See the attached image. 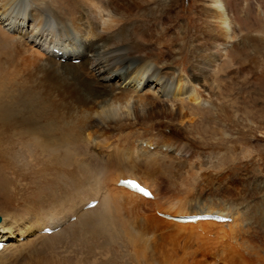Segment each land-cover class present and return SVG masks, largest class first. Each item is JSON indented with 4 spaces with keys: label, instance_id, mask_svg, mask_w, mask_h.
I'll use <instances>...</instances> for the list:
<instances>
[{
    "label": "bare ground",
    "instance_id": "6f19581e",
    "mask_svg": "<svg viewBox=\"0 0 264 264\" xmlns=\"http://www.w3.org/2000/svg\"><path fill=\"white\" fill-rule=\"evenodd\" d=\"M176 1L96 0L95 3L91 0V2L85 1V6L80 7L77 14L72 13L68 16L65 14L66 9L58 6L57 0H0V5L3 4L0 6V43L3 46L15 43L13 46L15 48L7 52L5 57L7 61L18 60L21 56H23L22 59L28 57L29 63L24 62V72L28 74V82L35 86V92H30L29 87L24 86L13 88V90L8 88L0 90V152L3 154L2 142L14 136L12 139L16 141L27 140L28 145H31L30 152L33 149L39 151L41 148L47 152L50 150L52 170L65 171L62 168H69L72 173L73 166H78L80 170L84 161L79 159L78 149L74 143H70L69 138L71 137L67 136L71 129L66 128L58 133L55 127L40 125L41 122H38V119L35 120L51 109H54L57 115L67 117L70 127L75 130L73 138L75 136L82 138L88 152L93 149L94 141L101 135L109 138L110 132L106 133V130L120 127L115 123L116 120L144 122V120L155 119L154 123L158 126H161L158 119L169 121L180 119L182 123L185 121L194 123V118L189 111H196L193 109L197 106L195 104L209 103L204 100L205 98L203 99L199 90L204 88L203 85L208 84L213 89L221 87L218 82L221 81L219 75L222 72L223 59L233 48L227 43L235 40L232 33L236 31L238 25L230 0H198L195 27L181 22L178 24L179 13L174 12ZM246 5L252 11L257 3ZM138 10L144 13L141 15L144 19L140 18L132 23L130 18L133 16L129 18L128 14ZM46 11L52 14L54 21L48 20L50 16L47 17ZM159 13L161 14L159 20L162 24L165 20L163 21L161 17L166 16L167 18L166 32L171 27L175 28L168 37L174 49L168 48L169 56L165 62L161 63L162 66H159L155 59L158 57L159 47L167 46L164 40L167 35L160 33L156 28L158 22L152 20ZM29 23L36 26V28L34 26L35 30L39 29L37 32L31 31L29 39L34 40L31 46L27 38L29 33L27 29L24 35L21 34L23 36L21 39L7 34L11 30L22 32ZM55 23L60 24L63 30H66L69 40L62 43L63 40L58 39L54 34L56 32L53 26ZM191 28L194 29L193 32L190 31ZM49 29L55 37L48 34L43 38V34L48 33ZM55 51L62 52V54ZM184 53L189 56L191 66L189 74L182 70L175 71L173 66L175 56H181ZM76 58H80L79 63L73 62ZM144 88L152 90L154 95L140 94ZM27 93H31L33 97L30 99ZM179 102H181L180 106ZM190 116L191 118H188ZM10 126L13 129H10ZM45 141H49L48 145L53 144V147L50 149L51 146H46ZM136 141L138 143L136 142L134 146L137 150L140 149V159L133 162L134 166L158 167L163 172L178 169L179 174L189 171L183 167L184 165L177 166L176 169L175 166L169 167L161 163L160 159L171 157L169 154V150L173 149L171 141L161 143L159 141L155 143V147L152 142ZM140 143L142 146L137 145ZM20 146L22 147V142ZM41 153L47 154L43 150ZM3 170L5 171V168L0 167V215L2 216L0 241L5 242V246L0 251V264H114L113 258L116 257L110 254L112 244L117 245L120 251L126 252V264H149V261L154 259L147 258L149 248H153L152 250L155 248V251H158V245H161L160 241H163V237H169L173 245L179 247L192 264H215L216 255L211 257L208 253V259H212L214 263L201 260L200 256L207 250L202 239L209 244L211 251L218 250L213 247V240L223 238V243L230 245L235 240L236 234V243L239 241L241 244L247 239L244 237L247 234L244 228L247 229L248 224L244 220L248 210V212L240 210L238 214L233 213L237 215L234 218L229 216L232 218L231 223L207 220L198 221L196 224H183L181 221L175 220L177 222L174 223V221L165 219L161 222L160 217L156 216L153 211L168 214L174 212L172 215L175 216L194 211L186 212L184 207L182 208L184 211L173 209L170 211L156 201L158 198L156 193L151 199L118 186L117 183L121 178H127L123 177L124 175L115 177V183L112 182L108 186L107 190L110 195L106 193L107 191H102L105 189L103 184H92L93 187H90L94 188L96 193L93 196L88 194L83 200L78 201L77 198L81 193L74 195L73 192V197H71V192L69 195L67 188L65 190L67 194L64 192L66 194L64 197L55 195L48 197L45 194L48 198L44 199L43 209L38 212L34 210V205L27 204L23 211H17V213L15 206L22 199L14 195L16 192L14 184L5 182H10V178L4 175ZM74 171L77 172V168ZM187 173L190 177L194 176L191 170ZM261 183H264V180ZM3 186L5 190L2 192L1 187ZM153 188L155 190L154 186ZM255 190L256 193L260 190L261 194H259L264 196V187L255 185ZM43 194L40 195V200L43 199H41ZM50 200L52 205L49 206ZM92 200H97V205L87 208ZM122 210L128 213V221L119 216ZM148 210L154 215H149ZM222 210L219 212L213 209L205 211H216L220 215L226 214L222 216L231 215ZM254 211V216L262 215L257 207ZM30 212L34 213L29 214ZM111 221L124 231L118 236L119 242L109 241L103 246L99 240L107 235V226ZM158 224L165 226L167 230H161L157 227ZM189 225L188 230L184 229ZM208 225L213 229L210 230ZM225 226H232V232H230L232 236L227 239V242H225L227 238L225 230V235L218 234L213 237L214 229L218 228L223 232L221 228ZM46 227L57 229L51 234H45L42 231ZM138 228H141L142 232H139ZM236 230L239 231L236 232ZM68 233L69 237H67ZM37 241L40 246L36 248ZM232 245L235 251L239 252L237 250L239 245L237 247ZM193 246L198 248L192 251L191 257L186 249L192 250ZM29 248L35 249L29 252L28 259L19 260V255ZM218 251L221 256H226V260H232L227 264H236L233 260L238 259L240 262L242 259L236 255L237 253L229 254L225 247ZM83 252H87L86 255ZM213 253L216 254V252ZM24 257L26 258V255ZM171 259L167 262L168 264H173ZM244 259L243 261L246 260ZM259 259H263L259 263L264 264V256H259Z\"/></svg>",
    "mask_w": 264,
    "mask_h": 264
},
{
    "label": "rangeland",
    "instance_id": "374dc122",
    "mask_svg": "<svg viewBox=\"0 0 264 264\" xmlns=\"http://www.w3.org/2000/svg\"><path fill=\"white\" fill-rule=\"evenodd\" d=\"M57 1L59 7L66 9L65 14L68 16L72 13L77 14L80 11V7L85 6V1L91 2V0ZM95 1L96 0H94V2ZM197 2L198 0L176 1L174 12L179 13V19L177 20L178 24L181 22L195 27L194 20L196 19L195 15L198 12L197 7L199 4ZM253 2L257 3V6L251 11L246 7V4H252ZM230 5L231 8H233V15H235L238 25L236 31L232 33V36L235 38L233 42H235L227 43L233 46V48L232 51H228L229 54L223 59L222 72L219 75L223 79L220 78L221 81L218 82L221 87L213 89L212 86L208 84L203 85V89L200 88L201 90H199V92L203 95V99L205 98L204 100L209 103L195 104L197 106L200 105V107L194 106L193 109L196 111L193 109V112L189 111L192 118H194V123H189L187 121L182 123L180 119L176 121L158 119L161 122V126H158V124L155 125L154 123L155 119L144 120V122H135L127 119H123L122 121L116 120L115 123L120 127L116 129L113 127L114 130H106V133L107 131L110 132L108 135L109 138H104V136L101 135L102 137L100 136V138L97 139L98 141H94L93 149L88 152L86 143L82 141V138H78L77 136L73 138L75 130L70 127V122L67 120V117L60 114L57 115L54 109H51V111L47 110L43 116L35 118V120L38 119V122H41L39 123L40 125L44 124L48 125V127H55L58 133H61V131L63 132L66 128H70L71 130L67 136L71 137V139L69 138L70 143H74V146L78 149L77 152L80 154L79 159L82 160V162L84 161L80 170L78 166H73L72 173L69 171V168H62L65 171H55L51 169L50 162L52 161L50 160L52 155H50V150V152H47L44 148H41L39 151L33 149V151L30 152L31 145H28L29 142L27 140L16 141L12 139L14 136L8 139L6 138L2 142L1 149L5 151L3 150V154L0 152V167L3 166L5 168L3 173L6 177L8 176L10 178V182H5L7 184H14L16 192L15 194L13 192V194L17 198L22 199L21 202L17 203V207L15 206L16 212L23 211L27 204L34 205V210L38 212L43 209V204H45L44 199L54 195L64 197L67 194V191L65 192L67 188L69 195L71 192V197H73V192L74 195H76V193H81L77 198L78 201L83 200L88 194L96 193V190L92 188V184H103L102 186L105 189L101 188L103 189L102 191H107L106 193L110 195L109 190H107L108 186L114 181L116 172L123 171L120 173L122 175L124 174L123 177L134 176V178L140 181L143 180V183H147L148 186L152 184L151 187L153 188L154 186L155 190L159 191V193H157L153 190L156 196L158 195L156 201H159L161 205L163 204L162 207L170 211H172V209L184 211L183 209H185L186 212H190L192 210H189L188 207H215L209 209L216 210L217 212L223 209L222 211L231 213V215L228 216H233L234 218L237 216L235 214H238L240 210L243 212L248 210L249 212L247 211L248 213L244 220L248 224L247 229L244 228L247 234L245 236L242 235V237L244 236L247 238L246 241L244 240L245 243L243 242L240 244L239 241H237L238 244L236 243L237 234L235 240L233 242L231 240L232 244L235 245L236 243V247L239 245L237 247L239 252L235 251L232 244H230L232 245L230 246L229 244L223 243V238L218 240L212 239L214 243L213 247L218 250L225 247L229 254L237 253L236 255L242 259L240 262H238V259L233 260L236 264H262L259 262L263 259H259V256H264V196L260 195V190L256 193L255 185L264 187V183H261L262 180H264V0H230ZM0 6H3V4ZM141 12L142 11L138 10L137 12L128 14L129 18L133 16L130 18L132 23L135 20L143 18L141 15L144 13ZM45 13L47 17L50 16L48 20L54 21L50 12L46 11ZM160 15L159 13L158 16L154 17L152 20L158 22L157 27L156 23H154L158 31L167 35L166 39H164L166 40L167 46L162 45L159 47L158 57L155 59L157 60L156 63L162 66L161 63L165 62L169 56V49H174L168 37H170L169 35L175 28L171 27L167 33L165 31L167 18H165L166 16L161 17L163 21L165 20V23L162 24V21L159 20ZM29 24L25 26L22 32L11 30L9 33H6L21 39L23 37L22 35H24V31L27 29V31H29L27 38L31 46L34 44V40L29 38L31 31L35 30V25L30 24L29 26ZM55 27L54 29L56 32H54V34L57 35L58 39L63 40L62 43L69 40V36L65 32L66 30H63L60 24L56 23ZM191 29L190 31L193 32L194 29ZM35 31L37 32L39 29ZM48 34L55 37L49 29L48 33L43 34V38ZM61 35L63 37H61ZM161 40H163V38ZM175 44L176 42L174 45ZM13 46H15L14 42L6 46L0 43V90H6V88L13 90V88L24 86L29 87L30 92H35L34 84L28 82V74L24 72V62L26 61L29 63L28 57L22 59L23 56H21L20 58L17 57V59L19 58L18 60L12 61H7L5 57L7 56V52L9 53L10 50L15 48ZM35 50L41 51L37 48H35ZM173 66L175 71L182 70L184 73L189 74L191 66L188 54L184 53L181 54V56L176 55ZM147 93L154 95L152 90L147 88L142 89L140 92V94L143 95ZM27 95L30 99L33 97L31 93H27ZM180 105L181 102H179V106ZM191 116L188 118H191ZM10 129H13V127L10 126ZM150 131L151 133H149ZM155 136H159V138H156L154 144L159 141V143L171 141L173 147L171 150L176 152V154H174L175 156L171 154V157L167 159H160L161 163L169 167L175 166L176 169L177 166L184 165L183 167L189 171L191 170L194 176L190 177L187 173L189 171L179 174L177 172L178 169L163 172L162 169L158 167L153 168L147 166L145 168L144 166H134L133 162L140 159V149L137 150L134 144L137 142L136 140H141L136 138L153 140ZM21 142L23 149H21L22 147L20 146ZM146 142L148 141L144 143ZM49 143V141H45V144H47L46 146H51L49 147L51 149L53 144L48 145ZM117 143H122V145ZM137 145L142 146L141 143ZM42 150L47 154H42ZM54 159L55 158H53V160ZM75 168H77V172L74 171ZM178 176L182 177L180 178ZM104 181H106V183H104ZM112 186L114 185L112 184ZM4 190L5 187H1V191L3 192ZM84 190L90 193H86ZM64 192L66 194H64ZM42 193H44L41 197V199H43L40 200V195ZM45 194H47L48 197H45ZM23 199L25 200L23 201ZM37 199H39V201ZM48 205H52L51 200L48 202ZM256 207L260 213L262 212V215L257 217L254 216L255 213H253ZM125 211L122 210L119 216L125 221H128L129 216ZM148 211L150 213H146H149V215L151 214V216L155 214L150 210ZM193 211L197 212L198 210ZM200 211L206 212L205 209ZM250 212H252L253 215ZM32 213L34 212H30L29 214ZM169 213L173 214L174 212ZM222 215L226 214L223 213ZM161 218L162 217H160V220L162 222L164 218ZM110 223L107 226V235L101 237L99 240L103 246L109 241L119 242L118 236L120 232L124 231V229L116 227L113 224L114 222L111 221ZM157 227L161 230H167L165 226L160 224H158ZM208 227L210 230L213 229L209 225ZM231 228L232 226H225L221 228L223 232L218 228L214 229L213 237L214 235L218 236V234L220 236L225 235L226 232L227 238L225 242H227V239H230L232 236V233H230L232 232ZM251 229L252 231H250ZM138 231L142 232L141 228H138ZM237 231L239 230H236V232ZM216 232L217 234H215ZM67 237H69V233ZM163 241H160L161 245H158V251H155V248L154 250H152L153 248L151 247L149 248V252H147L149 256L147 258H154L149 261V264H168L167 262L170 261L171 256L173 257L171 259L173 260V264H192L191 260L186 259V254H184L179 247L173 245L169 237H163ZM202 242L205 243L207 249L200 256L202 261L205 260L210 263L216 262L215 264H227L232 261L231 259L226 260V256H221L218 250L211 251L212 249H209V244L203 239ZM194 247L195 246L191 248L192 250H190V248L186 249L191 257L193 254L192 251L196 250L197 246ZM260 249L261 251L259 252ZM213 252H216V254ZM43 253L45 254V252ZM86 253L87 252H83L84 255H86ZM104 253L108 254L106 252ZM208 253L211 257L216 255V260L214 262L212 259H208ZM28 254L29 251L25 252L26 258L24 256L21 258L20 256L19 260H27ZM110 254L116 257L113 258L114 264H126L127 254L126 252L120 251L117 245H111ZM83 257L86 258V256ZM243 259L245 261H243Z\"/></svg>",
    "mask_w": 264,
    "mask_h": 264
},
{
    "label": "snow or ice",
    "instance_id": "6c2138e0",
    "mask_svg": "<svg viewBox=\"0 0 264 264\" xmlns=\"http://www.w3.org/2000/svg\"><path fill=\"white\" fill-rule=\"evenodd\" d=\"M125 184L128 187H131V185L128 182H125ZM137 192H139L140 194L144 195V196H150L151 194L149 192H147L145 189H143L141 186H137L134 188ZM0 247H2V245H0Z\"/></svg>",
    "mask_w": 264,
    "mask_h": 264
}]
</instances>
